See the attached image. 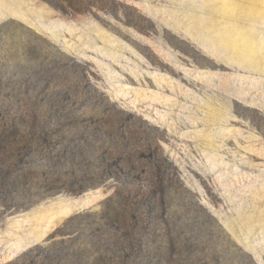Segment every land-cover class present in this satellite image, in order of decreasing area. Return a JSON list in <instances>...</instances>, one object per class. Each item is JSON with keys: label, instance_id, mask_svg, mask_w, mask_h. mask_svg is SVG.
<instances>
[{"label": "rangeland", "instance_id": "rangeland-1", "mask_svg": "<svg viewBox=\"0 0 264 264\" xmlns=\"http://www.w3.org/2000/svg\"><path fill=\"white\" fill-rule=\"evenodd\" d=\"M2 139L0 264H264V0H0Z\"/></svg>", "mask_w": 264, "mask_h": 264}, {"label": "trees", "instance_id": "trees-1", "mask_svg": "<svg viewBox=\"0 0 264 264\" xmlns=\"http://www.w3.org/2000/svg\"><path fill=\"white\" fill-rule=\"evenodd\" d=\"M13 146V143L11 140L8 139H2L0 141V153H5V152H10L11 147ZM13 155H10L6 161L3 162L2 165H0V178L2 177L3 173H5V179L10 177L13 173L11 171V161L9 158H12ZM3 181V180H2ZM1 184V182H0ZM1 198V197H0ZM4 200V199H1ZM1 202H6V201H1ZM1 205L5 208L8 209L10 205L9 203H1ZM13 207V206H12Z\"/></svg>", "mask_w": 264, "mask_h": 264}, {"label": "bare ground", "instance_id": "bare-ground-1", "mask_svg": "<svg viewBox=\"0 0 264 264\" xmlns=\"http://www.w3.org/2000/svg\"><path fill=\"white\" fill-rule=\"evenodd\" d=\"M230 7V6H229ZM229 7L225 8V14L226 16H228V13H229ZM227 39V38H226ZM230 40V39H229ZM227 41V40H226Z\"/></svg>", "mask_w": 264, "mask_h": 264}]
</instances>
